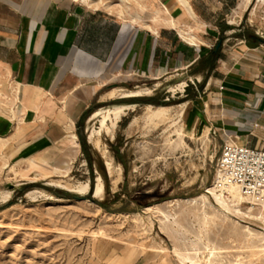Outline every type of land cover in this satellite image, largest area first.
I'll return each mask as SVG.
<instances>
[{"label":"rangeland","instance_id":"374dc122","mask_svg":"<svg viewBox=\"0 0 264 264\" xmlns=\"http://www.w3.org/2000/svg\"><path fill=\"white\" fill-rule=\"evenodd\" d=\"M128 1L126 17L141 21L165 6ZM223 7L219 19L233 28L231 42L240 36L262 42L254 38H264V0ZM182 81L147 80L115 89V98L107 93L77 125L74 146L52 163H0V264H264V217H257L264 208L248 211L245 203L241 213L222 206L210 190L224 139L219 130L198 125L204 87L194 80L171 89ZM143 88L152 92L120 97ZM10 101L0 78V118L11 116ZM129 102L134 106L112 131L103 130L99 144L89 139L90 128L100 125L88 120L92 112ZM158 106H169L168 114L150 120ZM99 175L104 195L95 197ZM86 181L92 192L72 189Z\"/></svg>","mask_w":264,"mask_h":264},{"label":"crops","instance_id":"0c3cea01","mask_svg":"<svg viewBox=\"0 0 264 264\" xmlns=\"http://www.w3.org/2000/svg\"><path fill=\"white\" fill-rule=\"evenodd\" d=\"M160 1L165 13L156 23L83 0H0V78L12 103L11 116L0 118L4 167L56 161L111 89L173 76L204 87L200 128L219 130L224 143L264 148V43L231 42L233 28L219 18L232 0H188L191 9ZM169 15L176 26L163 22ZM180 25L195 43L181 37Z\"/></svg>","mask_w":264,"mask_h":264},{"label":"bare ground","instance_id":"6f19581e","mask_svg":"<svg viewBox=\"0 0 264 264\" xmlns=\"http://www.w3.org/2000/svg\"><path fill=\"white\" fill-rule=\"evenodd\" d=\"M83 1H85L88 5H91V6H96V7L103 6L104 8L109 10L111 13H115L116 15H119L123 18H126V11H127L123 3L130 2L128 0H121L122 3L120 2L115 5V4H112L110 0H83ZM181 1L182 3L187 5L189 9H191L189 6L188 0H181ZM162 11L163 10L161 9L156 10L155 14L157 15L153 19L155 22H159L160 17H162L161 16ZM133 19L136 20V17H134ZM162 20L164 23L168 25H174V26L177 25L176 20L170 15L167 17H164ZM178 29H179L181 37L190 41L191 43L196 42L195 35L191 33V31L188 28H185L183 25H180ZM186 84H187L186 81H182L181 83L172 86L171 89L172 90H176V88L183 89L186 86ZM116 90L115 89L110 90L108 92V97L115 98L117 95ZM151 92H152L151 88L130 90L129 92L121 93L120 97L142 96L144 94H149ZM133 106L134 104H115L112 107H101V108L96 109L94 112L90 114L88 120L95 121V119H99L100 125L98 127L93 125L90 128L89 139L96 142V144H99L101 140L100 135L103 132V130L107 129L108 131H112L113 127L117 125L121 117L126 114L127 109L129 108L131 109ZM149 107H152V105H149ZM169 110H170L169 106H158L157 108L151 110V112L148 114V118L150 120H154V119L163 117L168 114ZM106 163H107L109 171L112 172V162L110 160H106ZM63 172H66V171H63ZM98 178H99L98 183L96 184V187L94 188L93 192H94L95 197H102L104 195V183L100 175ZM51 183L60 185V186L61 185L66 186L61 181H57V180H52ZM72 189L78 193L84 194V193H87L91 189V185L89 181L78 182L77 184H75V186ZM210 190L214 193L217 200L221 203L222 206L230 207V205H235L236 206L235 210L238 212L245 213L241 210V208L243 207L245 203H248V206H247L248 211H252L257 207L247 197H245L236 187H230L227 191H225V190L217 188L214 184L212 187H210ZM11 195H12V190H9L4 193L3 197L8 198ZM257 217H260V218L264 217L263 209H260V214L257 215ZM209 264H213V262L210 261Z\"/></svg>","mask_w":264,"mask_h":264},{"label":"built area","instance_id":"2783aa9c","mask_svg":"<svg viewBox=\"0 0 264 264\" xmlns=\"http://www.w3.org/2000/svg\"><path fill=\"white\" fill-rule=\"evenodd\" d=\"M215 186L225 191L236 187L254 205L264 208V148L224 143Z\"/></svg>","mask_w":264,"mask_h":264},{"label":"water","instance_id":"95a60500","mask_svg":"<svg viewBox=\"0 0 264 264\" xmlns=\"http://www.w3.org/2000/svg\"><path fill=\"white\" fill-rule=\"evenodd\" d=\"M254 39L255 40H260V41H262L264 43V38L263 37H255ZM222 43H223V40H220L218 42V44H217V48H219L222 45ZM91 192H92V188H91Z\"/></svg>","mask_w":264,"mask_h":264},{"label":"trees","instance_id":"16d2710c","mask_svg":"<svg viewBox=\"0 0 264 264\" xmlns=\"http://www.w3.org/2000/svg\"><path fill=\"white\" fill-rule=\"evenodd\" d=\"M89 112H87L85 115H87Z\"/></svg>","mask_w":264,"mask_h":264}]
</instances>
